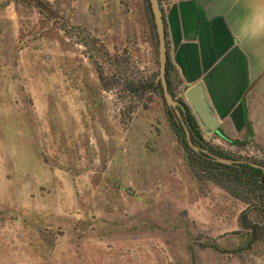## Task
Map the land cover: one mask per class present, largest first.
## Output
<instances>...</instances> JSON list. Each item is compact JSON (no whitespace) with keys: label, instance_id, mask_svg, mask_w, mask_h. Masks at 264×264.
I'll list each match as a JSON object with an SVG mask.
<instances>
[{"label":"rangeland","instance_id":"1","mask_svg":"<svg viewBox=\"0 0 264 264\" xmlns=\"http://www.w3.org/2000/svg\"><path fill=\"white\" fill-rule=\"evenodd\" d=\"M156 75L147 0H0V264H264L259 200L196 181L160 86L128 92Z\"/></svg>","mask_w":264,"mask_h":264},{"label":"crops","instance_id":"2","mask_svg":"<svg viewBox=\"0 0 264 264\" xmlns=\"http://www.w3.org/2000/svg\"><path fill=\"white\" fill-rule=\"evenodd\" d=\"M166 55L185 105L205 135L251 141L264 149V64L234 43L228 21L239 6L229 0H161ZM198 86L211 130H206L185 95Z\"/></svg>","mask_w":264,"mask_h":264},{"label":"trees","instance_id":"3","mask_svg":"<svg viewBox=\"0 0 264 264\" xmlns=\"http://www.w3.org/2000/svg\"><path fill=\"white\" fill-rule=\"evenodd\" d=\"M159 4L160 1L158 0ZM163 22V19H162ZM164 27V22H163ZM165 34V27H164ZM165 82L167 86V90L170 95L173 97V91L171 88V80L170 78L175 80L176 86H178L179 82L174 74V69L169 62L168 56L166 57L165 63ZM138 86L130 87V93H140L144 90H156V85L150 81H141L137 84ZM183 105V104H182ZM186 106L184 105V108ZM186 109V108H185ZM185 124L190 132V138L194 145L204 147L209 152L226 159H231L229 156L225 155L219 150H215L213 148L207 147L201 138L198 126L196 124L195 119L189 115L186 110V117L184 118ZM171 126L174 130L175 135L177 136L181 147L183 148L185 160L187 163L188 170L191 176L196 181H208L212 184L221 188L224 192H226L230 197L238 200L241 203L249 204L248 201L259 200L261 207L264 208V174L260 169L252 167L248 164H233V165H223L212 161L207 158L205 155L193 152L185 142V136L182 128L172 120ZM220 140L225 142H230L228 138L219 135ZM234 142H237L234 140ZM255 145V144H254ZM258 149H262L261 147L255 145ZM264 150V149H262ZM250 162L256 165L264 166V164L255 161V160H241ZM245 219L243 218V227L251 231V235H262V231H264V227L260 228L255 226L254 224H245ZM215 249V248H214Z\"/></svg>","mask_w":264,"mask_h":264},{"label":"water","instance_id":"4","mask_svg":"<svg viewBox=\"0 0 264 264\" xmlns=\"http://www.w3.org/2000/svg\"><path fill=\"white\" fill-rule=\"evenodd\" d=\"M149 5V10L152 18V24L154 28V33L157 42V75L154 79V84L160 86L162 100L168 112L172 116V120L176 125L180 126L184 132L186 145L195 153L203 154L212 161L223 164V165H233V164H248L252 167L258 168L264 174V166L256 165L246 161H239L234 159L221 158L211 152L206 148L194 145L190 138V132L185 124L184 118L186 117V109L184 105L174 100L173 97L167 90L165 82V63H166V44H165V34L162 22V12L159 6L158 0H147ZM199 87L193 86L189 88L186 92V99L189 102L193 112L196 117L206 130H211L213 128V123H210V118L206 110L204 101L201 99L198 93Z\"/></svg>","mask_w":264,"mask_h":264},{"label":"clouds","instance_id":"5","mask_svg":"<svg viewBox=\"0 0 264 264\" xmlns=\"http://www.w3.org/2000/svg\"><path fill=\"white\" fill-rule=\"evenodd\" d=\"M241 11L228 21L234 43L264 64V0H229Z\"/></svg>","mask_w":264,"mask_h":264}]
</instances>
